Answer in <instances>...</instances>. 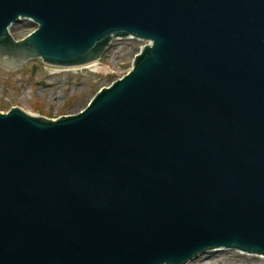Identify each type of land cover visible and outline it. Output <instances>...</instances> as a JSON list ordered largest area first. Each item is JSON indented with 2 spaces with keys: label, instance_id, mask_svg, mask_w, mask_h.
<instances>
[{
  "label": "water",
  "instance_id": "obj_1",
  "mask_svg": "<svg viewBox=\"0 0 264 264\" xmlns=\"http://www.w3.org/2000/svg\"><path fill=\"white\" fill-rule=\"evenodd\" d=\"M126 37L130 70L77 113L0 111V264L264 256V0H0L9 70Z\"/></svg>",
  "mask_w": 264,
  "mask_h": 264
},
{
  "label": "rangeland",
  "instance_id": "obj_2",
  "mask_svg": "<svg viewBox=\"0 0 264 264\" xmlns=\"http://www.w3.org/2000/svg\"><path fill=\"white\" fill-rule=\"evenodd\" d=\"M37 26L33 20L24 18L12 25L11 33L21 39ZM140 45L141 42L134 39L114 41L100 57L98 64L102 67L97 71L71 69L52 74L39 58L13 70L0 64V111L18 106L33 116L48 118L77 113L101 87L114 80V75L103 72V67L121 73L129 70ZM188 264H264V256L235 250H212Z\"/></svg>",
  "mask_w": 264,
  "mask_h": 264
}]
</instances>
